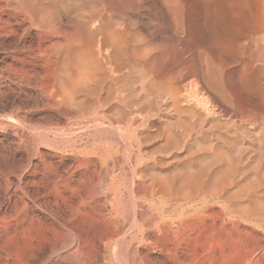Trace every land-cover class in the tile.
<instances>
[{"label":"rangeland","instance_id":"rangeland-1","mask_svg":"<svg viewBox=\"0 0 264 264\" xmlns=\"http://www.w3.org/2000/svg\"><path fill=\"white\" fill-rule=\"evenodd\" d=\"M28 1L31 2L26 4ZM54 1L9 0V5L13 10L10 6L7 7V11L0 10V264H109V262L110 264H118L120 261L122 264H264V0H124L128 2H126L127 8H125L126 4L123 0H102L103 2L94 0V3H92L93 0H84L85 3L82 0H68V2L62 0L64 3L61 0ZM69 2L73 3L72 6L75 9L78 8V10H74ZM88 3H90L91 8ZM91 3L94 4L93 7ZM100 3L106 6L102 7L101 5L102 11L99 8ZM137 3L142 4H140L141 8L138 7L139 4L137 6ZM22 4L23 6L27 5L24 6L25 9ZM78 4L82 6L77 7ZM128 4H130L129 7ZM158 4L163 7L161 8ZM18 5L21 6L18 7ZM132 5L133 7L136 5L137 10L132 9ZM94 6H98V12H96L97 8L95 10ZM123 6L125 7L123 8ZM26 7L34 11L31 12ZM44 7L47 9L45 10ZM113 7L115 8L113 9ZM18 8L21 9L18 10ZM81 8H85L88 15H85L87 14L86 11ZM128 8L132 9L133 12ZM40 10L43 13L45 11L46 15ZM92 10L95 11V14L97 13V19ZM126 10L130 12L127 13ZM26 11L33 13L32 16L29 12L25 13ZM117 11L118 14H116ZM80 12H83V14ZM89 12H91V15ZM121 12L122 14H120ZM38 13H42L40 15L43 18H38L40 17ZM109 14L115 15L113 17ZM44 16L49 21L48 24L54 25V30L50 26L46 27L47 23H43L44 25L41 23L42 20L46 21ZM84 16H87V19ZM91 16L98 22L94 23L95 21ZM88 17L92 21L91 24L93 23L92 26H90ZM51 18L54 19H52L54 22L51 21ZM108 18L109 23L113 19L114 23L111 22L110 25L113 23L115 26L112 25L109 28V23L105 22V19ZM32 20H35V23L37 22L35 25L40 22L41 26L34 27ZM84 20L87 21L86 24ZM83 22L84 26H82ZM134 22L135 24L137 22L136 27L135 24L130 27ZM77 23L82 24V28ZM100 23L105 28L102 34L107 32L106 35L108 33L113 34V30L115 31L116 27L119 26L116 31L124 32V34L115 31L114 38L120 33L122 35L120 36L124 38L122 40L124 42L126 40V43L120 40V36L107 42L106 35L102 37V34H100V37H97V40L100 41L99 45L89 42L87 46L86 42L89 38L88 36V39L85 37L87 35L85 34L86 27L97 31L99 29L97 26ZM129 23L131 25H128ZM73 24H77L79 27V30L75 31L83 30L84 35H81L82 32H75L74 29L77 27L74 28ZM128 26L130 29H128ZM50 28H52V32H50ZM83 28H85V31ZM133 29L136 33L131 32L134 31ZM47 33L52 34L53 37L47 35ZM76 34L77 36H75ZM55 35H58L56 36L57 39ZM68 35H74L73 37L77 40L79 37L85 38L84 41H87L83 42L82 40L80 42V38L78 42L82 44H76L73 42L76 40ZM68 37L71 38V41L68 40ZM104 38L106 42L102 40ZM59 42L64 45L59 44ZM65 42H67L66 46ZM69 42L74 49L71 46L69 47ZM112 42L113 44H110ZM53 43L54 47L52 48ZM116 43L119 44V47ZM58 44L59 46H57ZM123 44L124 47H121ZM60 45L63 46V49ZM98 46H101L99 48L100 54L97 55L98 65L102 62L105 63L109 60L108 58L112 60V63L111 61L106 62L107 64L109 62V65L105 63L104 66V63H102L99 66L100 71L103 68L101 72H105L102 73L104 77L101 76L100 71L97 72L98 67V70L97 68L94 70L97 76L94 78H101V81L99 79V81L94 80V78L92 81L101 83L95 85L90 80L87 83L92 87L88 84L82 86L85 89L89 86L90 88L87 90H83L80 86L81 88H77L79 91L74 90L75 94L63 95L59 86L60 80L62 81V78H64L61 75L64 69L61 70L60 66H63V59H67L69 53L71 56L73 51L85 50L88 47L89 50H94H90V52L97 54L98 48L96 47ZM102 49H106V51ZM123 49L128 53L130 52L131 55H127ZM146 49L147 54L149 50L153 54L150 53L146 56L143 53V56H141L143 50L145 52ZM66 50H68V54H66ZM130 50L139 55L134 54V52L131 53ZM137 50H142L141 55ZM114 51H117L120 57ZM105 52H108V54H105ZM55 53L58 55L56 56ZM133 54L141 56L137 57L140 59L137 60ZM151 54L155 56V59ZM122 57H127L123 59L125 63L123 60L118 61ZM128 57L132 60H130L131 62ZM133 57L136 58H134L135 61ZM147 57L149 58L148 62ZM157 58L158 60H156ZM117 61L121 63H118V67H116ZM132 62L136 66L129 64H132ZM140 63H143L142 68L139 67ZM122 64L124 66L120 67ZM126 64H128V67ZM56 65L58 66L57 69ZM149 66L151 69L153 68L152 70H155L154 73L157 72V75H153V72L148 70L150 69ZM107 68L109 69L108 74ZM143 68H148V71L145 70V72ZM68 70L72 71L73 68L69 67ZM215 70L220 72L222 79L214 77L216 75ZM137 71L139 74H137ZM116 73L119 77L115 76ZM159 73L163 74L164 77ZM195 73L198 75L196 74L197 76L193 77ZM106 74L107 76H105ZM184 74L185 78L189 80L191 78L192 81L201 79L202 81L200 80L199 83L206 82L200 84L199 88L195 86L193 93L199 91L194 95L201 97V93L206 92L204 94V97H206L204 98L205 102L208 103L210 109L214 105L215 109L212 108L216 111L211 109L208 112L195 106V103L185 102L183 107L193 106L199 115L196 112L194 114L197 115L193 113L190 115L189 113V117H192L189 120L188 114L185 116V113L182 118H187V121L184 120L186 123L183 121L182 124L177 119L180 116L177 117L176 112L171 108V100L168 99L169 97L165 98V95L171 89V85L176 88V85L184 84L183 82L186 81L185 78L182 79ZM169 75L174 79H169ZM199 75L202 76L199 78ZM61 76L62 78H60ZM167 76L169 78H166ZM138 77L141 78H139L141 82ZM143 77L144 79L147 78L145 83H142ZM152 78L154 81L151 80ZM160 78L163 79V82ZM178 79L179 81H176ZM147 83L149 87L153 86V90L151 88L150 91H147L148 93L145 92L146 90L142 92L141 88L145 89L147 87V90H149ZM208 84L214 93L206 91L207 89L210 91ZM217 84L219 87L216 86ZM155 85H157V88ZM220 86L224 88V93L221 92ZM154 88L159 89V91L163 89V92L160 91V93ZM213 88L215 91L218 89L217 92ZM201 89L203 90L201 91ZM93 93L94 95H92ZM162 93L163 96H161ZM218 93L222 95V99L216 97ZM72 95L73 97H71ZM207 95L209 98H207ZM210 97L214 98H212L213 101ZM215 98L216 100L219 99L220 102L216 101ZM72 99L75 100L72 101ZM127 103H131L133 106ZM217 104L222 106L221 108L218 106V110ZM161 106L166 107V109L169 108L171 111L168 109L166 112L164 107L162 109ZM225 107L226 109H224ZM130 109L133 110L132 113ZM219 109H222V111L218 112ZM227 109L233 111V114L230 112L231 116H229L230 113ZM127 111L130 114L126 113ZM236 111L238 112L235 114L237 118L234 115ZM224 112L226 113L225 116H223ZM211 113H217L220 117L217 114L211 115ZM129 115L130 117H128ZM221 115L228 124L222 123L224 120ZM164 117L166 120L163 121ZM182 118L179 120H182ZM196 118L198 119L196 120ZM217 119L219 120L218 123ZM170 120L172 124L175 121L174 126L171 122L169 123L170 132H175L176 134L173 135L181 138L180 140L177 137L179 140L173 141L175 142L173 144L177 146L176 149L174 148L176 146L172 144V141L170 143L167 140V134L164 133V128ZM198 120L200 124L203 121L201 125H198L201 128L197 126ZM177 121L181 122L180 125ZM189 122L190 126L188 127ZM219 122L221 123L219 124ZM232 122L236 123L234 125L239 129L232 125ZM211 123L212 126L209 125ZM181 125L182 129L187 126L186 128L191 131L185 128L181 132ZM177 126L180 130L176 128ZM191 126H193L192 129ZM257 126L262 128H260L261 131ZM162 132L164 135L166 134V137H163ZM214 132H217V135ZM155 134H157V137L162 135L159 137L161 140L155 138ZM181 134L184 136H181ZM209 134L213 135L210 136ZM221 134H224V137H220ZM152 136L155 140L152 139ZM194 139L198 142L197 144ZM207 139L210 140V145ZM213 140L214 143L217 141L215 145H213ZM164 143L170 149L167 146H162ZM171 144L174 146L173 148L170 146ZM202 145L203 147L200 148ZM196 146L200 147L196 148ZM210 146L213 149H207ZM190 147L193 148L190 149ZM164 148L166 149L164 150ZM189 149L191 153L188 151ZM218 149L221 150L217 151ZM194 151L198 154L196 153V155ZM214 151L218 154L217 156H219V153L222 154L219 157L223 159L221 164H217L216 167L210 159L206 161L207 155L216 156ZM220 151H223V153ZM193 154L195 155L193 156ZM229 156L230 162L228 161ZM198 157L201 160H199L200 162L197 161ZM202 158L205 160H202ZM209 161L212 164L211 162L208 163ZM231 161H233V164ZM205 162L212 167L210 168ZM229 164L233 165H231L232 168L229 167ZM187 166L190 168H187ZM202 166L205 167L202 168ZM225 167L228 169L226 168V170ZM206 168L210 171V174L212 171L213 175L211 174L208 177L210 174L209 172L206 173L208 171ZM219 168L220 171H227V174L223 176L222 173H219ZM184 169L190 170V172L188 173L186 170L187 175H185ZM191 170L195 171L192 172ZM238 170L243 171V173L240 175ZM180 171H184V176H188V178H194V175H197L196 178L191 180H199V183L202 182L200 185H204L194 195L198 199L201 198V200H198L199 202H196L197 205L196 203H194L195 205L187 203L183 205L182 209L190 212L193 208H201L204 202H209L210 207L204 209L199 217L200 219L185 221L182 224L179 222L178 225L176 224L173 227L160 221L162 212L170 211L175 207L174 204L171 205L170 202L165 201V192L162 190L164 186L161 185L171 184V180L174 182L173 185H177V182L184 178L182 173H180L182 177L179 174ZM214 173L218 174H215V176ZM171 176L172 178H170ZM200 176L205 177L204 179L207 180L203 179L202 181ZM213 177H217V179L215 178V180ZM218 178L224 182L226 180L230 183L233 182V185L228 184L229 182L223 185L224 182H219ZM224 178L225 180H223ZM228 190L230 196L232 193L234 195L231 196L232 198L230 197L232 203L241 202L244 205L253 203L250 205L251 208L262 204L261 215L250 214L247 218L248 221L244 220L246 223H243V220L239 218H235L236 221L233 219V222H226L220 213L219 206H221L222 194L227 193L228 195ZM236 190L242 192V200L241 197L238 198L240 193L238 194ZM235 199L237 201L233 202ZM253 216L258 218L254 219ZM118 231H121L122 238L119 236ZM113 248L114 252L112 251ZM123 250L125 253L122 252ZM123 253L126 255L124 256ZM118 255H121V257L123 255V259ZM107 257L109 262H107ZM118 258H120V261H118ZM115 259L117 262H115Z\"/></svg>","mask_w":264,"mask_h":264},{"label":"bare ground","instance_id":"bare-ground-1","mask_svg":"<svg viewBox=\"0 0 264 264\" xmlns=\"http://www.w3.org/2000/svg\"><path fill=\"white\" fill-rule=\"evenodd\" d=\"M11 1H12V0H11ZM13 1H14V0H13ZM23 1H24V0H23ZM32 1H34V0H32ZM51 1H52V0H51ZM53 1H54V0H53ZM56 1H57V0H56ZM59 1H60V0H59ZM61 1H62V0H61ZM63 1H64V0H63ZM63 1H62V2H63ZM70 1H71V0H70ZM74 1H75V0H74ZM77 1H78V0H77ZM79 1H80V0H79ZM82 1H84V0H82ZM97 1H98V0H97ZM97 1H95V2L98 3ZM101 1H102V0H101ZM121 1H122V0H121ZM156 1H157V0H156ZM156 1H155V2H156ZM160 1H161V0H160ZM15 2H18V1H15ZM29 2H31V1H28L26 4H28ZM45 2H46V0H45ZM47 2H48V0H47ZM67 2H68V0H67ZM102 2H103V1H102ZM102 2H101V3H102ZM105 2H106V1H105ZM123 2H124V4H126L127 1L125 2V1L123 0ZM134 2H135V1H134ZM138 2H139V1H138ZM32 3H33V2H32ZM41 3H44V2H41ZM54 3H56V2L54 1ZM63 3H64V2H63ZM65 3H66V1H65ZM69 3L71 4V2H69ZM74 3H75V2H74ZM84 3H85V1H84ZM84 3H83V4H84ZM92 3H94V0H93ZM92 3H91V4H92ZM96 3H95V5H97ZM101 3H100V7H99V8H101V5H102ZM127 3H128V2H127ZM141 3H142V1H141ZM141 3H137V6H138V4H139L138 7H140V8H141V5H142ZM156 3H157V2H156ZM26 4H25V5H26ZM67 4H68V3H67ZM72 4H73V3H72ZM72 4H71V7L74 8V6H72ZM81 4H82V3H81ZM86 4H87V2H86ZM88 4H89V6H90V3H88ZM98 4H99V3H98ZM103 4H104V3H103ZM110 4H111V3H110ZM122 4H123V3H122ZM140 4H141V5H140ZM161 4L164 5L162 2H161ZM12 5H13V4H12ZM16 5H17V4H16ZM25 5H24V6H25ZM34 5H35V4H34ZM41 5H42V4H41ZM78 5H79V6H78ZM78 5H76V6H77V7H81V6H82V5H80V4H78ZM93 5H94V4H92V7H93ZM108 5H109V3H108ZM114 5H115V4H114ZM129 5H130V4H128V7H129ZM158 5H159V4H158ZM8 6H10V5H9V0H0V10H6ZM20 6H21V5H20ZM20 6L18 5V7H20ZM24 6H23V4H22V7H24ZM26 6H27V5H26ZM32 6H33V5H32ZM38 6H40V5H38ZM49 6H50V4H49ZM86 6H87V5H85V7H86ZM103 6H105V4L102 5V7H103ZM110 6H113V5H110ZM119 6H122V5H119ZM125 6H126V7H125ZM125 6H123V8H124V7L127 8V4H126ZM135 6H136V5H134V7H133V5H132L131 8L134 9ZM159 6H160V5H159ZM28 7H29V5H28ZM28 7H26V9H27ZM83 7H84V6H83ZM87 7H88V6H87ZM94 7H95V10H96V8H97L96 12H98V6H97V7L94 6ZM105 7H106V6H105ZM117 7H118V5H117ZM117 7H116V8H117ZM160 7H161V6H160ZM162 7H163V6H162ZM162 7H161V8H162ZM10 8H11V6H10ZM16 8H17V7H16ZM30 8H31V6H30ZM36 8H37V7H36ZM48 8H49V7H48ZM51 8H52V7H51ZM51 8H50V9H51ZM68 8H69V7H68ZM88 8H89V7H88ZM90 8H91V6H90ZM114 8H115V7H113V9H114ZM118 8H119V7H118ZM123 8H122V9H123ZM11 9H12V8H11ZM11 9H10V10H11ZM14 9H15V8H14ZM20 9H21V8H20ZM20 9L18 8V10H20ZM24 9H25V7H24ZM34 9H35V8H34ZM44 9H45V7H44ZM46 9H47V8H46ZM46 9H45V10H46ZM70 9H71V8H70ZM76 9L78 10V8H76ZM76 9L74 8V10H76ZM79 9H80V8H79ZM81 9H82V8H81ZM86 9H87V8H86ZM92 9H93V8H92ZM106 9H107V8H106ZM132 9L128 8V10H130V11H131ZM12 10H13V9H12ZM12 10H11V11H12ZM18 10H17V13H18ZM28 10H30V9L28 8ZM36 10H37V9H36ZM82 10H85V8L82 9ZM100 10L102 11L103 9L101 8ZM110 10H112V9L110 8ZM117 10H118V9H117ZM119 10H120V9H119ZM124 10H125V9H124ZM135 10H137V9L135 8ZM138 10H139V9H138ZM6 11H7V10H6ZM6 11H5V12H6ZM22 11H23V10H22ZM30 11L32 12V11H34V10H30ZM40 11H41V10H40ZM49 11H51V10H49ZM85 11H86V10H85ZM89 11H90V10H89ZM104 11H106V10L104 9ZM121 11H122V10H121ZM130 11L127 12V10H126L127 13H129ZM15 12H16V11H15ZM27 12H29V11H26L25 13H27ZM31 12H29V13H31ZM36 12H37V11H36ZM41 12H42V11H41ZM114 12H115V10H114ZM119 12H120V11H119ZM131 12H133V11H131ZM138 12H139V11H138ZM138 12H137V13H138ZM42 13H43V12H42ZM42 13H38V14L40 15V14H42ZM47 13H48V10H47ZM78 13H79V11H78ZM80 13L83 14V12H80ZM86 13H87V14H85V15H88V12H87V11H86ZM90 13H91V12H89V14H90ZM92 13L95 14V11L93 12V10H92ZM5 14H6V13H5ZM32 14H33V13H31V16H32ZM38 14H36V15H38ZM43 14L46 15L45 11H44ZM48 14L50 15V12H49ZM51 14H52V13H51ZM76 14H77V12H76ZM100 14H101V12H100ZM104 14H105V13H104ZM106 14H107V12H106ZM116 14H118V11H117ZM120 14H122V12H121ZM120 14H119V15H120ZM123 14H124V13H123ZM19 15H20V14H19ZM28 15H29V14H28ZM34 15H35V14H34ZM34 15H33V17H34ZM39 15H38V16H39ZM77 15H78V14H77ZM79 15H81V14H79ZM90 15H91V14H90ZM92 15H93V14H92ZM96 15H97V13L95 14V17H96ZM98 15H99V14H98ZM109 15H110V14H109ZM111 15H112V14H111ZM111 15H110V16H111ZM114 15H115V14H114ZM114 15H112V16L114 17ZM125 15H126V14H125ZM81 16H82V15H81ZM81 16H80V17H81ZM104 16H105V15H104ZM110 16H109V18H110ZM35 17H36V16H35ZM44 17H45V16H44ZM50 17H51V16H50ZM84 17H85V16H84ZM95 17H94V18H95ZM100 17H103V16H100ZM119 17H120V16H119ZM176 17H177V16H176ZM23 18H24V17H23ZM38 18H43V16L40 15V17H38ZM38 18H37V19H38ZM48 18H49V17H48ZM77 18H78V17H77ZM77 18H75V19H77ZM85 18L87 19V16H86ZM91 18H92V16H91ZM105 18H106V16H105ZM109 18H108V19H105V20H106V21H105L106 23L108 22ZM115 18H116V17H115ZM120 18H121V17H120ZM174 18H175V17H174ZM24 19H25V18H24ZM24 19H23V21H24ZM33 19H34V18H33ZM44 19H46V21H45V20H44V21L42 20L41 23H42V24H43V23H44V24L47 23V24L45 25L46 27H47V26H48V27L50 26V27L53 28L54 25H52V24H48L49 21H47V18H46V17H45ZM52 19H53V18H51V21L54 20V19H53V20H52ZM79 19H81V18H79ZM79 19H78V20H79ZM83 19H84V18H83ZM88 19H89V17H88ZM92 19H93V18H92ZM96 19H97V17H96ZM111 19H112V18H111ZM121 19H123V17H122ZM175 19H176V18H175ZM27 20H29V19H27ZM48 20H49V19H48ZM93 20L95 21L94 23L98 22V21L95 20V19H93ZM99 20H101V19H99ZM102 20H104V19H102ZM128 20L130 21V19H128ZM29 21H30V20H29ZM32 21H33V20H32ZM34 21H35V20H34ZM34 21H33V22H34ZM74 21H75V20H74ZM74 21H73V22H74ZM80 21H81V20H80ZM82 21H83V20H82ZM84 21H85V24H86L87 21H86V20H84ZM110 21H111V20H110ZM115 21H116V20H115ZM175 21H176V20H175ZM178 21H179V18H178ZM53 22H54V21H53ZM77 22L80 23L79 21H77ZM91 22H92V21L89 19V23H90V24H91ZM100 22H101V21H100ZM103 22H104V21H103ZM111 22H113V19H112ZM111 22H110V23H111ZM132 22H133V21H132ZM27 23H28V22H27ZM36 23H37V22H36ZM36 23L34 22V25H33V26H34V27L36 26V28H38L37 25H40L41 23L39 22L40 24L38 23L37 25H35ZM75 23H76V21H75ZM78 23H77V24H78ZM89 23H88V24H89ZM106 23H105V24H106ZM108 23H109V22H108ZM110 23L108 24L109 28H110V26L112 27V25H113L114 22L112 23V25H110ZM127 23H128V22H127ZM175 23H176V22H175ZM178 23H179V22H178ZM44 24H43V25H44ZM77 24H75V25H77ZM90 24H89V25H90ZM92 24H93V23H92ZM92 24H91L90 26H92ZM105 24H104V25H105ZM116 24H118V23H116ZM132 24H133V25H131V24L129 23L128 25H131L130 27H132V26H134L135 22L132 23ZM136 24H137V22H136ZM136 24H135V27H136ZM28 25H29V23H28ZM28 25H27V26H28ZM31 25H32V23L30 24V26H31ZM73 25H74V24H73ZM75 25H74V28H75V27H77V28L74 29V31H75V30H79V27L82 28V27H81L82 24H81V25L78 24V25H80L79 27H78V25H77V26H75ZM100 25H101V27H100ZM100 25L97 26V27H99L98 30H97V27H96V30H97V31H93V28L91 29V28H89V27H86L87 29H86V33H85V34H87V35H86L85 37L87 38V36H88V38H89L88 42H86L87 40L84 41L85 38L82 39L81 37H79L78 40L81 38V40H79V41L82 42V40H83V42H86V45H87V44L89 45V42H90L91 44H92V42H93L95 45H99V44H100V41L97 40V37H100L99 35L102 34L103 31H105V28L102 27V23H100ZM118 25H119V24H118ZM177 25H178V24H177ZM40 26H41V25H40ZM56 26H57V25H56ZM82 26H84V22H83V25H82ZM87 26H88V25H87ZM94 26H95V24H94ZM94 26H93V27H94ZM108 26H105V27H108ZM113 26H115V25H113ZM118 27H119V26H118ZM118 27H116V30L118 29ZM128 27H129V26H128ZM128 27H127V28H128ZM130 27H129L128 29H130ZM39 28H40V27H39ZM43 28H44V27H43ZM43 28H42V29H43ZM52 28H50V30H51ZM54 28H55V27H54ZM54 28H53V30H54ZM58 28H59V27H58ZM94 28H95V27H94ZM27 29H28V28H27ZM44 29H46V28H44ZM48 29H49V28H48ZM56 29H57V28H56ZM83 29H84V31H85V28H83ZM114 29H115V27H114ZM128 29H126V30H128ZM40 30H41V29H40ZM58 30H59V29H58ZM106 30H107V28H106ZM116 30H115V31H116ZM119 30H120V28H119ZM131 30H132V29H131ZM131 30H130V31H131ZM133 30H134V29H133ZM82 31H83V30H82ZM82 31H79V32L81 33ZM108 31H109V30H108ZM111 31H112V30H111ZM115 31L113 30V34L108 33L107 35L105 34V33H107V32H104V34H102V37H103L104 35H106L105 37L107 38V42H110V41L115 40V38H118V36H120L122 33L124 34V32L121 33L120 31H116V33H117V32H120L121 34L118 33V36H117V37L115 36V38H114V33H115ZM122 31H123V30H122ZM39 32H40V31H39ZM42 32H43V31H42ZM50 32H52V30H51ZM50 32H49V33H50ZM53 32H54V31H53ZM75 32H78V31H75ZM79 32H78V33H79ZM131 32L136 33L135 30H134V31H131ZM60 33H61V31H60ZM60 33H58V34H60ZM116 33H115V35H116ZM137 33H138V31H137ZM54 34H55V32H54ZM130 34H133V33H130ZM45 35H46V34H45ZM47 35H49V34L47 33ZM50 35H52V34H50ZM50 35H49V36H50ZM81 35H84V32H82ZM56 36H58V35H55V37H56ZM68 36H69V37H70V36L73 37L74 35H68ZM75 36H77V34H76ZM78 36H80V35L78 34ZM121 36H122V35H121ZM121 36H120V40H122V39L124 40V38H122ZM133 36L135 37V34H134ZM52 37H53V35H52ZM55 37H54V38H55ZM60 37H61V36H60ZM69 37H68V40L71 39V38L69 39ZM82 37H83V36H82ZM123 37H124V36H123ZM57 38H58V37H56V39H57ZM73 38H74V37H73ZM73 38H72V39H73ZM88 38H87V39H88ZM138 38H139V36H138ZM108 39H109V40H108ZM64 40H65V39H64ZM68 40H67V41H68ZM73 40H76V41H77V42H76V41H73V42H75L76 44L79 43L77 39L74 38ZM90 40H91V41H90ZM102 40H105V42H106V39H105V38L102 39ZM118 40H119V39H118ZM120 40H119V42H121ZM123 40H122V42H124ZM65 41H66V40H65ZM70 41H71V40H70ZM96 41H97V42L99 41V42L97 43ZM116 41H117V40H116ZM116 41H115V42H116ZM57 42H58V41H57ZM61 42H62V41H61ZM61 42H59V44H60ZM103 42H104V41H103ZM115 42H114V43H115ZM48 43H49V42H48ZM62 43H63V42H62ZM62 43H61V44H62ZM69 43H70V42H69ZM69 43H68V44H69ZM96 43H97V44H96ZM124 43H126V40H125ZM59 44H58L57 46H59ZM66 44H67V42H65V46H66ZM79 44H82V43H79ZM101 44H102V42H101ZM105 44H106V43H105ZM108 44H109V43H108ZM110 44H113V42L110 43ZM116 44H117V43H116ZM62 45H64V44H62ZM73 45H74V44H73ZM86 45H85V46H86ZM88 45H87V46H88ZM102 45H103V44H102ZM70 46H71V48H72L71 43H70L69 47H70ZM78 46H79V45H78ZM85 46H84V47H85ZM90 46H92V45H90ZM90 46H89V47H90ZM103 46H104V45H103ZM103 46H102V47H103ZM114 46H116V45L114 44ZM117 46L119 47V44H117ZM51 47H52V48L54 47V43H53V46H51ZM60 47H61V45H60ZM60 47H56V48L59 49ZM62 47H63V46H62ZM62 47H61V48H62ZM69 47H68V48H69ZM89 47H88V48H89ZM100 47H101V46H100ZM100 47H99V46L96 47V48H98L97 51H96L97 54H95V52H94V53L90 52L91 49L89 50L88 48H86L85 50H84V49H81V50H78V51H73V50H72L74 53L72 52V53H71V56H70V53H69V57H67V59H66V58L63 59V63H62V64H63L64 67H63L62 65H60V64H61L60 62H62V59H61V61H59L60 64H58V65L61 66V70H62V68L64 69V71L62 72L63 74H61V75H63L64 78H62V76H61L60 78H62V81L60 80V85L58 84V85L60 86V90H61V92H62L63 95H64V94H67V95L69 96V95H71V94H75V91H74V90H78L77 88H79L80 86L82 87V86L85 85V84H86V86H87V84L89 85V83H87V82H89L90 80L92 81V79L96 76V74H95L96 72L94 73L95 68H97V67L99 68V66L102 65V63H104V62L101 63V61H100L101 64L98 65V63H99V59H98V56H97V55L100 54V50H99ZM106 47H107V45H106ZM118 47H117V49H118ZM121 47H124V44H123V46H121ZM125 47H126V45H125ZM127 47H129V46H127ZM66 48H67V47H66ZM71 48H70V49H71ZM80 48H82V47H80ZM92 48H95V47L92 46ZM103 48H104V47H103ZM110 48H111V46H110ZM115 48H116V47H115ZM62 49H63V48H62ZM64 49H65V48H64ZM70 49H68V50H70ZM72 49H74V48H72ZM75 49H76V48H75ZM77 49H78V48H77ZM111 49H112V48H111ZM125 49H126V48H125ZM125 49H123V50L125 51ZM132 49H133V48H132ZM136 49H138V48H136ZM136 49H135V50H136ZM68 50H66V51H67L66 54H68ZM102 50H103V49H102ZM102 50H101V52H102ZM113 50H114V49H113ZM118 50H119V49H118ZM118 50H117V51H118ZM120 50H122V49H120ZM127 50H128V49H127ZM133 50H134V49H133ZM133 50H132V51L130 50L131 53L134 52ZM63 51H64V50H63ZM91 51H94V50H91ZM103 51H106V49H104ZM108 51H109V49H108ZM117 51H114V52L117 53ZM137 51H138V50H137ZM51 52H52V51H51ZM53 52H54V51H53ZM61 52H62V51H61ZM119 52H120V51H119ZM125 52H126V51H125ZM125 52H124V53H125ZM140 52H142V50H141V51H138V53H140ZM145 52H146V53H145ZM145 52H144V50H143L142 55H141V53H140V55L143 56V53H144V54H146V56H148V54L152 53V52H150V50H149V51H148V54H147V49H146ZM59 53H60V52H59ZM64 53H65V51H64ZM111 53H112V52H111ZM120 53H121V52H120ZM124 53H123V55H124ZM126 53H127V55H131L130 52H129V53L126 52ZM51 54H53V53H51ZM55 54H56V53H55ZM66 54H65V56H67ZM105 54H108V52H105ZM113 54H114V53H113ZM113 54H112V56H113ZM134 54H136V52H134ZM134 54H133V56H135ZM152 54H153V53H152ZM152 54H151V56H153V59H155V58H154L155 56L152 55ZM57 55H58V54H56V56H57ZM116 55L118 56L119 54L117 53ZM127 55H126V56H127ZM136 55H139V54H136ZM65 56H64V57H65ZM102 56H104V55L102 54ZM102 56L100 55L99 57L101 58ZM109 56H111V55H109ZM117 56H116V57H117ZM141 56H135V57L137 58V57H141ZM146 56H145V57H146ZM105 57H106V56H105ZM105 57H104V58H105ZM118 57H120V56H118ZM129 57H131V56H129ZM129 57H128V59H129V61H130L131 59H130ZM135 57H133V60H134ZM55 58H56V57H55ZM58 58H59V57H58ZM62 58H63V54H62ZM126 58H127V57H126ZM126 58H125V57H124V58L122 57V58H120L121 60L118 59V58H116V59H118V61L121 62L123 59H126ZM131 58H132V57H131ZM136 58H135V59H136ZM143 58H144V57H143ZM108 59H109V60H107V61H111V63H112V60H110L111 58H108ZM112 59H113V58H112ZM114 59H115V54H114ZM128 59H127V60H128ZM138 59H140V58H137V60H138ZM141 59H142V58H141ZM144 59H145V58H144ZM147 59H148V60H147V62H148V61H149V58L147 57ZM100 60H101V59H100ZM104 60H106V59H104ZM104 60H103V61H104ZM137 60H136V61H137ZM156 60H158V58H157ZM156 60H155V62H157ZM65 61H66V62H65ZM107 61H105V63H106ZM118 61H117V64H116V62L114 63V65H115V64L117 65L116 67L119 66V65H118V63H119ZM125 61H126V60H125ZM131 61H132V60H131ZM131 61H130V62H131ZM134 61H135V60H134ZM145 61H146V60H145ZM150 61H151V59H150ZM152 61H154V60H152ZM113 62H114V60H113ZM123 62H124V60H123ZM105 63L103 64L104 66H105ZM124 63H125V62H124ZM138 63H139V62H138ZM55 64H56V63H55ZM106 64H107V63H106ZM109 64H110V63L108 62L107 65H109ZM119 64H121V63H119ZM129 64H130V65H134L135 63L132 62V64H131V63H129ZM140 64H141V65H140L139 67L142 68L141 66H142L143 63H140ZM149 64H150V63H149ZM149 64H148V65H149ZM151 65H152V63H151ZM60 66H59V67H60ZM122 66H124V65H123V64L120 65V67H122ZM126 66L128 67V64H126ZM134 66H136V65H134ZM134 66H132V67H134ZM144 66L146 67V65H144ZM144 66H143V67H144ZM152 66H153V65H152ZM155 66H156V64H155ZM57 67H58V66L56 65V69H57ZM69 67H70V68L72 67L73 70H72V71L68 70ZM127 67H125V68H127ZM132 67H131V69H132ZM98 68H97V70H98ZM101 68H102V67H101ZM105 68H106V67H105ZM105 68H104V69H105ZM109 68H110L111 70H113V68H111V67H109ZM114 68H115V67H114ZM134 68H135V67H134ZM149 68H150V66H149ZM58 69H59V68H58ZM116 69H117V68H116ZM121 69H122V68H121ZM123 69H124V68H123ZM131 69H130V70H131ZM143 69H144V68H143ZM147 69H148V68H147ZM147 69L145 68L144 71L147 70ZM152 69H153V68H152ZM152 69L150 68V69H148V70H151V71L153 72V75L156 74L157 72L154 73L155 70H152ZM66 70H68L69 72L66 71ZM107 70H108V71H107ZM107 70H104V71H107V74H108L109 69L107 68ZM118 70H119V68H118ZM127 70H128V69H127ZM132 70H133V69H132ZM136 70H137V69H136ZM148 70H147V71H148ZM57 71H58V70H57ZM99 71H100V68H99V70H98L97 72H99ZM101 71H103V68L101 69ZM101 71H100V73H101V76H102V73H105V72H101ZM119 71H120V70H119ZM142 71H143V70H142ZM151 71H150V72H151ZM215 71H216V70H215ZM59 72H61V71H59ZM113 72H115V71H113ZM113 72H112V73H113ZM121 72H122V71H121ZM145 72H146V71H145ZM118 73H119V72H118ZM140 73H141V71H140ZM147 73H148V72H147ZM189 73H190V72H189ZM189 73H188V74H189ZM213 73H214V72H213ZM107 74H106L105 76H107ZM116 74H117V73H116ZM137 74H139L138 71H137ZM159 74L161 75V73H159ZM185 74H186V73H185ZM185 74H184V76H183L182 79L185 78ZM188 74H187V75H188ZM196 74H197V73H195V75L193 74V75H194L193 77H196V76L198 75V74H197V75H196ZM199 74H200V72H199ZM215 74H216V75L213 74L214 77L216 76L217 78H221V77H220L221 74H220V72H218V70L216 71ZM110 75H111V74H110ZM114 75H115V74H114ZM141 75H142V73H141ZM141 75H138V76H141ZM149 75H151V74H149ZM149 75H148V76H149ZM156 75H157V74H156ZM156 75H155V76H156ZM162 75H163V74H162ZM162 75H161V76H162ZM190 75H192V74L190 73ZM98 76H100V75L98 74ZM101 76H100V77H101ZM112 76H113V74H112ZM115 76H118V74L115 75ZM123 76H124V75H123ZM123 76H122V77H123ZM151 76H152V75H151ZM151 76H150V77H151ZM169 76H170V78H169L168 76H167L166 78L171 79L172 76H171V75H169ZM201 76H202V75H201ZM201 76L199 75L198 77L200 78ZM221 76H222V75H221ZM96 77H97V76H96ZM102 77H104V75H103ZM118 77H119V76H118ZM122 77H121V78H122ZM125 77H126V76H125ZM144 77H145V75H144ZM144 77H143L142 83H145V82H146V79H147V78L144 79ZM146 77H147V76H146ZM150 77H149V78H150ZM153 77H154V76H153ZM156 77H157V76H156ZM163 77H164V75H163ZM216 77H215V78H216ZM110 78H112V77L110 76ZM127 78L129 79V77H127ZM139 78H140V77H138V80H139ZM175 78H176V77H175ZM199 78H196V79H199ZM202 78H203V77H202ZM215 78H214V79H215ZM96 79H97V78H96ZM96 79L94 78V80H96ZM98 79L100 80L101 78H98ZM98 79H97V80H98ZM102 79H103V78H102ZM114 79H115V78H114ZM122 79H123V78H122ZM125 79H126V78H125ZM140 79H141V78H140ZM157 79H158V78H157ZM160 79H162V78H160ZM172 79H174V78H172ZM182 79H181V80H182ZM185 79H186L185 82L182 81L184 84L179 85V84L177 83L179 86L176 85V88H174V86L171 85V84L168 82V84L171 85V89H169L168 91L166 90V91H167V93H166L167 95H165V98H166V97H169L168 99L171 100V108H173V110L176 112V116H177V117L180 116L179 118H177L176 116H175V117L178 119V121H181L182 124H183L184 122L186 123V121H187V120H186L187 118L185 117L186 119H183V118H182V115H184V114L186 113L185 116H187V114H188V117H189V113H190V115H191V113L194 114V113L196 112V110H195L196 108H194L193 106H192V107L189 106L188 108H187V107H186V108L183 107V104H184L185 102H192V103H195V106L200 107V108H202V109H205V111H208V112H209V110H211V109H212V110L215 109L214 105L212 106L214 109H213L212 107H211V109H210L209 106H208V103L205 102V99H204V98H206V97H204V96H205L204 94H205L206 92H205V93L203 92L204 94L201 93V91H202L203 89H201V91H200V93H201V97H198L199 95H198V96H195V95H194L196 92H199V91H196V90H195L196 92L193 93L195 86H197V87L199 88V87H200V84H203L205 81H203V83H199V81H200L201 79H200L199 81H197V80H196V81H192V78L190 79L191 81H190L188 78H185ZM187 79H188V80H187ZM221 79H222V78H221ZM221 79H220V80H221ZM94 80H93V81H94ZM99 80H98V81H99ZM103 80H105V79H103ZM109 80H111V79H109ZM148 80H149V79H148ZM148 80H147V81H148ZM151 80H153V78H152ZM154 80H155V77H154ZM154 80H153V81H154ZM218 80H219V79H218ZM93 81H92V82H93ZM100 81H101V80H100ZM112 81H113V80H112ZM122 81H123V80H122ZM139 81L141 82V80H139ZM153 81H152V82H153ZM167 81H170V80H167ZM172 81H173V80H172ZM174 81H175V80H174ZM176 81H179V79L176 80ZM176 81H175V82H176ZM201 81H202V80H201ZM201 81H200V82H201ZM215 81H216V80H215ZM215 81H214V82H215ZM102 82H103V81H102ZM117 82H118V81H117ZM155 82H156V81H155ZM158 82H159V84H160V80H159ZM162 82H163V79H162ZM165 82H166V81H165ZM220 82H221V81H219V83H220ZM96 83H98V82H96V81H95V83L93 82V84H95V85H96ZM100 83H101V82H99L98 84H100ZM104 83H106V82H104ZM156 83H157V82H156ZM195 83H196V85H195ZM205 83H206V82H205ZM217 83H218V82H217ZM91 84H92V83H91ZM140 84H141V83H140ZM174 84H175V83H174ZM209 84H210V83H209ZM209 84H208V86H209ZM215 84H216V82H215ZM221 84H222V82H221ZM95 85H93V86H95ZM101 85H102V84H101ZM144 85H145V84H144ZM147 85H148V83H147ZM149 85H150V82H149ZM149 85H148V87H149ZM151 85H152V84H151ZM211 85H212V84H211ZM89 86L92 87L91 85H89ZM89 86H88V88H90ZM99 86H100V85H99ZM141 86H143V85H141ZM155 86H156V88H157V85H155ZM165 86H166V85H165ZM167 86H168V85H167ZM167 86H166V87H167ZM172 86H173V87H172ZM216 86L219 87L218 84H217ZM216 86L214 85V87H216ZM221 86L223 87V85H221ZM221 86H220V87H221ZM81 87H80V88H81ZM97 87H98V86H97ZM143 87H145V86H143ZM152 87H153V86L149 87V90H147V87H146L145 89H144V88H141V87H140V88H141L142 92H143V90H144V91L146 90L145 92H147V91H150V89H151ZM161 87H162V86H161ZM197 87H196V88H197ZM201 87H202V86H201ZM203 87H204V85H203ZM206 87H207V86H206ZM212 87H213V86H212ZM217 87H216V88H217ZM222 87H221V90H222L221 92L224 93V92H223V89H224V88H222ZM82 88H83V87H82ZM86 88H87V87H86ZM88 88H87V89H88ZM93 88H94V87H93ZM93 88H91V90H92ZM95 88H96V87H95ZM156 88H154V90H155ZM158 88H159V87H158ZM163 88H164V86H163ZM168 88H169V87H168ZM207 88H208V87H207ZM210 88H211V86H209V90H210V91H208V89H207L206 91H207V92H212V93H214V92L212 91V89H210ZM84 89H85V88H83V90H84ZM87 89H85V90H87ZM160 89H161V88H160ZM166 89H167V88H166ZM95 90H96V89H95ZM151 90H153V88H152ZM156 90L159 91V89H156ZM162 90H163V89H161L160 91H162ZM164 90H165V88H164ZM199 90H200V89H199ZM213 90H214V88H213ZM217 90H218V89H217ZM217 90H216V91L214 90V91L217 92ZM73 91H74V93H73ZM78 91H79V90H78ZM92 91H94V89H93ZM96 91H97V90H96ZM160 91H159V92H160ZM166 91H165V92H166ZM59 92H60V91H59ZM85 92H86V91H85ZM162 92H163V91H162ZM221 92H220V93H221ZM82 93H83V91H82ZM147 93H148V92H147ZM151 93H152V92H151ZM157 93H158V92H157ZM160 93H161V92H160ZM222 93H221V94H222ZM78 94H79V93H78ZM83 94H84V93H83ZM87 94H88V93H87ZM90 94H91V92H90ZM90 94H89V95H90ZM128 94H129V93H128ZM128 94H127V95H128ZM142 94H143V93H142ZM155 94H156V93H155ZM210 94H211V93H210ZM210 94H208V95H210ZM221 94H219V93L216 94V95H217L216 97L221 98V96H222ZM80 95H81V94H80ZM84 95H85V94H84ZM92 95H94V93H93ZM146 95H147V94H146ZM146 95H145V96H146ZM151 95H153V94H151ZM151 95H150V96H151ZM156 95H159V94H156ZM208 95H207V98H209ZM213 95H215V94H213ZM218 95H219L220 97H219ZM129 96H130V95H129ZM129 96H128V97H129ZM147 96H148V95H147ZM147 96H146V97H147ZM159 96H160V95H159ZM161 96H163V93L161 94ZM64 97H65V96H64ZM71 97H73V95H72ZM71 97H70V99H71ZM76 97H77V96H76ZM89 97H91V96H89ZM89 97H88V98H89ZM151 97H152V96H151ZM155 97H156V96H155ZM155 97H154V99H155ZM157 97H158V96H157ZM157 97H156V98H157ZM67 98H68V97H67ZM106 98H107V97H106ZM129 98H130V97H129ZM131 98H132V96H131ZM159 98H160V97H159ZM163 98H164V97H163ZM165 98H164V99H165ZM210 98L212 99L213 97H210ZM122 99H123V98H122ZM124 99H125V98H124ZM168 99H167V100H168ZM213 99H214V98H213ZM213 99H212V101H213ZM221 99H222V98H221ZM73 100H75V99H72V101H73ZM128 100H129V99H128ZM130 100H131V99H130ZM161 100H162V99H161ZM215 100H216V98H215ZM215 100H214V101H215ZM223 100H224V99H223ZM223 100H222V101H223ZM69 101H70V100H69ZM104 101L107 102L105 99H104ZM108 101H109V100H108ZM120 101H121V100H120ZM155 101H156V100H155ZM164 101H165V100H164ZM216 101H219V102H220L219 99H217ZM122 102H123V101H122ZM126 102H127V101H126ZM167 102H168V101H167ZM223 102H224V101H223ZM223 102H221V104H222ZM68 103H69V102H68ZM70 103H71V101H70ZM70 103H69V104H70ZM72 103L74 104V102H72ZM75 103H76V101H75ZM124 103H125V102H124ZM165 103H166V102H165ZM168 103H169V102H168ZM168 103H166V104L169 105L170 103H169V104H168ZM214 103H216V102H214ZM217 103H218V102H217ZM118 104H119V103H118ZM118 104H117V105H118ZM125 104H126V103H125ZM127 104H128V103H127ZM130 104H131V103H130ZM130 104H128V105H130ZM162 104H164V103H162ZM166 104H165V106H166ZM219 104H220V103H219ZM219 104H217V110H218V106H220ZM226 104H227V103H226ZM122 105H123V104H122ZM131 105L133 106V104H131ZM124 106H127V105H124ZM132 106H131V107H132ZM210 106H211V104H210ZM222 106H224V104H222ZM222 106H220L219 108H221ZM225 106L227 107V105H225ZM161 107H162V106H161ZM163 107H164V106H163ZM163 107H162V109H163ZM226 107H225L224 109H226ZM228 107H230V106L228 105ZM128 109H129V108H128ZM168 109H169V108H168ZM168 109H166V107H164V110H165V111L168 110ZM198 109H199V108H198ZM230 109L233 110L232 108H230ZM157 110H159V109H157ZM219 110H220V109H219ZM227 110L229 111V109H227ZM131 111H133V110L130 109V112H131ZM159 111H160V110H159ZM159 111H157V112H159ZM169 111H171V110L169 109ZM169 111H168V112H169ZM214 111H216V110H214ZM214 111H213V112H214ZM221 111H222V109H221L220 111H218V112H221ZM124 112H125V111H124ZM130 112L128 113V111H127L126 113L130 114ZM163 112H164V111H163ZM166 112H167V111H166ZM198 112H199V111H198ZM200 112H202V111H200ZM230 112H231V111H229V113H230ZM232 112H233V111H232ZM232 112H231V113H232ZM234 112H235V111H234ZM126 113H125V114H126ZM131 113H132V112H131ZM171 113H172V112H171ZM196 113H197V112H196ZM224 113H225V112H224ZM231 113H230L229 116H231ZM237 113H238V112L236 111V113H234V115L237 114ZM128 114H127V115H128ZM154 114H156V113H154ZM173 114H174V113H173ZM197 114H198V113H197ZM197 114H194V115H197ZM206 114H207V113H206ZM214 114H217V113H214ZM214 114L211 113V115H214ZM219 114H220V113H219ZM221 114H223V113H221ZM227 114H228V112H227ZM232 114H233V113H232ZM133 115H134V114H133ZM160 115H161V114H160ZM198 115H199V114H198ZM207 115H208V114H207ZM211 115H210V117H211ZM225 115H226V113L223 114V116H225ZM170 116H172V115H170ZM205 116H206V115H205ZM205 116H201V117H205ZM217 116H218V114H217ZM221 116H222V115H221ZM223 116H222V119H223ZM232 116H233V115H232ZM235 116H236V115H235ZM238 116H239V115H238ZM241 116H242V115H241ZM128 117H130V115H129ZM153 117H154V116H153ZM156 117H157V116H156ZM168 117H169V116H168ZM175 117H173V118H175ZM190 117H191V116H190ZM190 117L188 118L189 120H190ZM196 117H198V116H196ZM199 117H200V116H199ZM206 117H207V116H206ZM213 117H215V116H213ZM218 117H220V115H219ZM239 117H240V116H239ZM133 118H134V117H133ZM162 118H163V117H162ZM164 118H165V117H164ZM180 118H182V120H179ZM191 118H192V117H191ZM230 118H232V117H230ZM230 118H228V119H230ZM236 118H237V116H236ZM242 118H243V117H242ZM197 119H198V118H196V120H197ZM200 119H201V118H200ZM200 119H199V120H200ZM213 119H214V118H213ZM234 119H235V118H234ZM134 120H135V119H134ZM159 120H160V118H159ZM159 120H158V121H159ZM162 120L164 121V120H166V118H165V119H162ZM184 120H186V121H184ZM199 120H198V124H197V126L200 124V121H199ZM202 120H203V119H202ZM204 120H205V119H204ZM208 120H209V119H208ZM223 120H224L225 122L223 121L222 123H226V120H225V119H223ZM261 120H262V119H261ZM132 121H133V120H132ZM155 121H157V120H155ZM155 121H153V122H155ZM173 121H174V120H173ZM178 121H177V122H178ZM183 121H184V122H183ZM205 121H206V120H205ZM215 121H216V120H215ZM218 121H219V120L217 119V123H218ZM244 121H245V120H244ZM244 121H243V122H244ZM259 121H260V120H259ZM160 122H161V120H160ZM165 122H167V121H165ZM170 122H171V120L167 122V124H166V126H165V128H164V130H165L164 133L167 134V137H166V134L164 135L163 132H162V134H163V137L165 136V137L167 138V140L170 141V143H171V141H172V144H173V143H175V142H173V141H178V140H179L178 138H180V137L177 136V137H178V138H177L175 135H173L175 132H173V133H171L172 131L170 132V130H171V129L169 128V123H170ZM174 122H175V121H174ZM174 122H173V124H172V122H171V124H172L173 126H174ZM181 122H180V123H181ZM201 122L203 123V121H201ZM213 122H214V121H213ZM227 122H228V121H227ZM230 122H231V121H230ZM239 122H240V121H239ZM243 122H242V123H243ZM246 122H247V121H246ZM255 122H256V121H255ZM262 122H263V121H262ZM141 123H142V122H141ZM178 123H179V122H178ZM180 123H179V125H180ZM202 123H201V124H202ZM205 123H207V121H206ZM220 123H221V122H219V124H220ZM258 123H259V122H258ZM117 124H118V123H117ZM142 124H143V123H142ZM154 124H155V123H154ZM176 124H177V123H176ZM176 124H175V125H176ZM195 124H196V122H195ZM201 124H200V125H201ZM226 124H228V123H226ZM229 124H230V123H229ZM234 124H236V123H233V122H232V125H234ZM262 124H263V123H262ZM135 125H136V123H135ZM135 125H134V126H135ZM143 125H144V124H143ZM162 125H165V124H162ZM177 125H178V124H177ZM191 125H193V124H191ZM207 125H208V124H207ZM209 125L212 126L213 124L211 123V124H209ZM209 125H208V126H209ZM214 125H215V124H214ZM230 125H231V124H230ZM232 125H231V126H232ZM237 125H238V124H237ZM243 125H244V124H243ZM259 125L261 126V124H259ZM117 126H118V125H117ZM119 126H120V125H119ZM147 126H148V125H147ZM187 126H188V127L190 126V122H189V125L187 124ZM187 126H186V127H187ZM194 126H195V125H194ZM210 126H209V129H210ZM219 126L221 127L222 125H219ZM219 126H218V129H219ZM224 126H225V124H224ZM224 126H223V127H224ZM234 126H235V125H234ZM239 126H240V125H239ZM252 126H253V125H252ZM263 126H264V125H263ZM171 127H172V126H171ZM183 127H184V126H183ZM186 127H184V129H182V125H181V126H180V128H181V132H182V130H185ZM195 127H196V126H195ZM199 127H200V126H198V128H199ZM203 127H204V126H203ZM223 127H222V128H223ZM226 127H227V126H226ZM232 127H233V126H232ZM235 127H237V126H235ZM245 127H246V125H245ZM261 127H262V126H261ZM261 127H260V128H261ZM116 128H117V127H116ZM147 128H148V127H147ZM173 128H174V127H173ZM173 128H172V129H173ZM176 128L179 129L178 126H177ZM192 128H193V126H191V129H192ZM200 128H201V127H200ZM212 128H213V127H212ZM237 128H238V127H237ZM240 128H242V127H240ZM246 128H247V127H246ZM246 128H245V129H246ZM257 128H259V127L257 126ZM260 128H259V129H260ZM204 129H205V128H204ZM207 129H208V127H207ZM229 129H230V127H229ZM235 129H236V128H235ZM238 129H239V128H238ZM261 129H262V128H261ZM261 129H260V131H261ZM118 130H119V129H118ZM179 130H180V129H179ZM186 130H190V129H187V128H186ZM202 130H203V129H202ZM205 130H206V129H205ZM205 130H204V131H205ZM211 130H212V129H211ZM211 130H210V131H211ZM215 130H216V129H215ZM215 130H214V131H215ZM222 130H223V129H222ZM242 130H243V131H247V130H244V129H242ZM256 130H257V129H256ZM173 131H175V130H173ZM190 131H191V130H190ZM194 131H195V130H194ZM210 131H208V132H210ZM223 131H224V130H223ZM223 131H222V132H223ZM229 131H230V130H229ZM236 131H237V130H236ZM260 131H259V133H260ZM181 132H180V133H181ZM183 132H185V131H183ZM199 132H200V131H199ZM211 132H212V131H211ZM219 132H220V130H219ZM226 132H227V129H226ZM153 133H155V132H153ZM185 133H186V132H185ZM190 133H191V132H190ZM190 133H189V134H190ZM195 133H197V132H195ZM201 133H202V132H201ZM205 133H206V132H205ZM216 133H217V132H216ZM216 133L214 132V134H216ZM220 133H221V132H220ZM157 134H161V133H157ZM157 134H155V135H156L155 138H159L160 136H162V135H160L159 137H157ZM175 134H176V133H175ZM224 134H225V133H224ZM224 134H221L220 137H221V136L224 137V136H223ZM178 135H179V134H178ZM206 135H207V134H206ZM206 135H205V136H206ZM209 135H210V134H209ZM209 135H208V136H209ZM212 135H213V134H212ZM212 135H210V136H212ZM216 135H217V134H216ZM218 135H219V134H218ZM260 135H261V134H260ZM179 136H180V135H179ZM181 136H184V135L181 134ZM193 136H194V135H193ZM195 136H196V135H195ZM191 137H192V136H190V138H191ZM202 137H203V139L205 138L204 135H203ZM214 137H215V136H214ZM218 137H219V136H218ZM150 138H151V137H150ZM155 138H153V136H152V139H153V140H155ZM159 139H160V138H159ZM182 139H183V137H182ZM191 139H193V138H191ZM200 139H201V137H200ZM212 139H213V138H212ZM217 139H218V138H217ZM223 139H224V138H223ZM156 140H157V139H156ZM160 140H161V139H160ZM163 140H164V139H163ZM167 140L165 139V142H166ZM180 140H181V138H180ZM186 140H187V139H186ZM186 140H184V142H185ZM207 140H208V139H207ZM218 140H219V139H218ZM225 140H226V139H225ZM194 141H195V139H194ZM194 141L192 140V142H194ZM199 141L201 142V140H199ZM208 141H209L208 143H209V145H210V140H208ZM220 141H221V140H220ZM260 141H261V140H260ZM184 142H183V143H184ZM188 142H189V140H188ZM195 142H196V141H195ZM200 142H199V143H200ZM216 142H217V141H216ZM216 142H215V143H216ZM222 142H224V140H222ZM263 142H264V141H263ZM166 143H167V142H166ZM168 143H169V142H168ZM180 143H181V141H180ZM186 143H187V141H186ZM197 143H198V142H196V144H197ZM206 143H207V142H206ZM213 143H214V140H213ZM215 143H214L213 145H215ZM172 144L170 145L172 148H173L174 146H176V145H174V144H173L174 146H172ZM177 144H178V142H177ZM187 144H188V143H187ZM190 144H191V143H190ZM190 144H189V146H190ZM196 144H195V145H196ZM204 144H205V143H204ZM217 144H218V143H217ZM191 145H192V144H191ZM193 145H194V143H193ZM219 145H221V144H219ZM162 146H167V147H168V145H166L165 143H164V145H162ZM180 146H181V145H180ZM182 146H183V145H182ZM186 146H188V145H186ZM189 146H188V147H189ZM204 146H205V145H204ZM206 146H208V145H206ZM211 146H212V142H211ZM211 146H210V147H207V149H208V148H212ZM160 147H161V145H160ZM167 147H166V148H167ZM198 147H200V146H196V148H198ZM202 147H203V145H202L200 148H202ZM214 147H216V146H214ZM166 148H164V150H165ZM168 148H169V147H168ZM174 148L176 149L177 146L174 147ZM178 148H180V147L178 146ZM192 148H193V147H192ZM192 148L190 147V149H192ZM205 148H206V147H205ZM218 148H220V147H218ZM159 149H161V148H159ZM169 149H170V148H169ZM190 149L188 150L189 152H190ZM212 149H213V148H212ZM216 149H217V148H216ZM216 149H215V151H216ZM221 149H222V148H221ZM221 149H218L217 151H219V150H221ZM209 150H210V149H209ZM209 150H208V153H209ZM222 150H223V149H222ZM198 151H199V150H198ZM205 151H206V149H205ZM215 151H214V152H215ZM223 151H224V150H223ZM223 151H222V152L220 151V152L223 153ZM194 152H195V151H194ZM200 152H201V151H200ZM200 152H199V153H200ZM202 152H204V151H202ZM206 152H207V151H206ZM190 153H191V152H190ZM196 153H197V152H195V154H196ZM215 153H216V152H215ZM195 154H193V156H194ZM197 154H198V153H197ZM197 154H196V155H197ZM202 154H203V153H202ZM225 154H226V153H225ZM205 155H206V154H205ZM217 155H218L217 153H216V156L214 155L213 157H212L211 155H207V156H206V157H207V160H206V161H208V159H210L213 163H215L214 165H215V167H216L217 164H219V163L221 164V161H223V159H222L221 157H219V156L222 155V154L219 153V156H217ZM191 156H192V155H191ZM193 156H192V157H193ZM227 156H228V154H227ZM188 157H189V154H188ZM192 157H191V158H192ZM199 157L201 158V156H199ZM199 157H198V158H199ZM206 157H204V158H206ZM225 157H226V156H225ZM225 157H224V159H225ZM231 157H232V155H231ZM200 158H199L198 160H197V158H196V160L199 161ZM204 158H202V160H203ZM187 159H188V158H187ZM189 159H190V158H189ZM226 159H227V158H226ZM229 159H230V156L228 157V161H229ZM234 159L236 160V158H234ZM204 160H205V159H204ZM230 160H231V159H230ZM200 161H201V160H200ZM200 161H199V162H200ZM211 161H209L208 163H210ZM233 161H234V160H233ZM233 161H231V163H232ZM237 161H238V159H237ZM237 161H236V162H237ZM195 162H196V161H195ZM195 162H194V163H195ZM212 162H211V164H212ZM224 162H225V161H224ZM229 162H230V161H229ZM236 162H235V163H236ZM201 163H202V162H201ZM205 163L208 164L207 162H205ZM227 163H228V162H227ZM235 163H234V164H235ZM188 164H190V163H188ZM188 164H187V165H188ZM192 164H193V163H192ZM197 164H199V163H197ZM232 164H233V163H232ZM232 164H229V165H230L229 167H231ZM194 165H195V164H194ZM194 165H193V166H194ZM202 165H204V164L202 163ZM208 165H209V164H208ZM224 165H225V164H224ZM190 166H192V165H190ZM195 166H197V165H195ZM199 166L201 167L200 164H199ZM209 166H210V165H209ZM209 166H208V167H209ZM225 166H226V165H225ZM227 166H228V164H227ZM232 166H233V165H232ZM204 167H205V166H202V168H204ZM211 167H212V166H210V168H211ZM187 168H190V167L187 166ZM210 168H209V169H210ZM226 168H227V167H225V169H226ZM231 168H232V167H231ZM191 169H192V168H191ZM206 169H207V168H206ZM217 169H218V168H217ZM222 169H223V168H222ZM227 169H228V168H227ZM227 169H226V170H227ZM186 170H187V169H186ZM186 170L184 169V171H185V175H187V174H186V173H187ZM199 170H200V169H199ZM202 170H203V169H202ZM207 170H208V169H207ZM210 170H211V169H210ZM220 170H221V169L219 168V171H220ZM229 170H230V169H229ZM231 170H233V169H231ZM184 171H180L179 174L182 173V175L184 176V174H183ZM187 171H188V173L190 172V170H187ZM191 171H192V170H191ZM194 171H195V170H194ZM194 171H192V172H194ZM200 171H201V170H200ZM200 171H199V172H200ZM238 171H239V170H238ZM202 172H203V171H202ZM205 172H206V171H205ZM208 172H209V174H210V171H209V170H208L206 173H208ZM226 172H227V171H220L219 173H222V175L224 176L225 174H227ZM229 172H230V171H229ZM229 172H228V173H229ZM233 172H234V170H233ZM233 172H232V173H233ZM239 172H240V171H239ZM196 173H198V172H196ZM203 173H204V172H203ZM235 173L237 174V171H236ZM241 173H243V171L240 172L239 174L241 175ZM179 174H178V176H179ZM199 174L201 175V172H200ZM211 174H212V171H211ZM211 174L208 175V177L211 176ZM215 174H218V173H214V175H215ZM236 174H235V175H236ZM180 175H181V174H180ZM182 175H181V177H182ZM205 175H206V174H205ZM212 175H213V174H212ZM240 175H238V176H240ZM189 176H190V175H189ZM192 176H193V174H192ZM194 176H195L194 178H196L197 175H194ZM215 176H216V175H215ZM219 176L221 177V175H219ZM219 176H218V177H219ZM223 176H222V177H223ZM233 176H234V175H233ZM201 177H202V176H200V178H201ZM206 177H207V176H206ZM220 177H219V178H220ZM227 177H228V176H227ZM231 177H232V176H231ZM170 178H172V176H171ZM192 178H193V177H192ZM192 178H191V177L188 178V176H187V177L184 176V178H181V179H180V177H179L180 180H179L178 182H177L176 179H175V181L178 183L177 185H173L172 183H174V182H173L172 180L170 181V182H172L171 184H166V183L164 184V183H163L164 185H161V186H164V189H162V190H164V192H165V193H164L165 198H166L165 201H166V202H170L171 205L174 204V206H175L172 210L170 209V211L167 210V211H164V212L161 213V215H160V217H161V218H160V221H161L162 223H168L169 225L175 227L176 224L179 223V222L182 224V223H184L185 221H191V220L194 221L195 219H200L199 217H200V215H202L204 209L206 210L208 206L210 207V203H209V202H204L201 208H193V209H191L192 211H190V212H186L184 209H182V208L184 207V206H183L184 204H187V203H193V204H194V203H196L198 200H201V198L198 199V198L195 197L194 195L197 193L198 189L202 186V185H200V184H202V182L200 181L201 183H199V182H198L199 180H197V181H193V180H191ZM194 178H193V179H194ZM204 178H205V177H202V178H201L202 181H203ZM213 178H214V179H215V178L217 179V177H213ZM219 178H218V181L220 180ZM233 178H234V177H233ZM160 179H161V178H160ZM165 179H166V178H165ZM216 179H215V180H216ZM226 179H227V178H226ZM231 179H232V178H231ZM231 179H230V181H231ZM163 180H164V179H163ZM173 180H174V179H173ZM204 180H207V179H204ZM209 180H210V179H209ZM223 180H225V178H224ZM221 181H222V179H221L219 182H221ZM164 182H165V181H164ZM167 182H168V181H167ZM222 182H224V181H222ZM222 182H221V183H222ZM226 182H229V181L226 180ZM226 182H224V183H222V184H223V185H226ZM168 183H169V182H168ZM204 183H206V182H204ZM232 183H233V182H231V183L229 182L228 184H232ZM235 183H236V182H235ZM172 185H173V186H172ZM232 185H233V184H232ZM234 185H235V184H234ZM227 186H229V185H227ZM202 187H204V185H203ZM202 187H201V188H202ZM220 187H221V185H220ZM220 187H219V189H220ZM235 187H236V186H235ZM201 188H200V190H201ZM232 188H233V187H232ZM220 190H221V189H220ZM222 190H224V189H222ZM239 190H240V188H239ZM246 190H247V189H246ZM228 191H229V190H228ZM236 191H237V190H236ZM241 191L243 192L242 189H241ZM199 192H200V191H199ZM220 192H221V191H220ZM226 192H227V191H226ZM237 192H238V191H237ZM242 192H241V193H240V191L238 192V194L240 193V195H239L238 198L241 197V200H242V196H241V195H243ZM218 193H219V191H218ZM218 193H217V195H218ZM236 194H237V193H236ZM238 194H237V195H238ZM222 195H223V196L221 197V203H220L221 206H219V208H220V213H221V215L223 216V219H224L226 222H228V223H229V222H233V219H235V218H239L240 220L242 219V220H243L242 222L244 223V222H245L244 220H247V221H248L247 218H248V216H250V214L255 215V216H256V215H259L260 212H261V209L263 208V207H262L263 205L260 204L259 202H258V204H260V205H257V206H255V207L253 206V208L250 207V205H252L253 203L250 204V205H244V204H242L241 202H240V203H239V202H237V203H232L230 197H231V196L233 197L234 195H233V193H232L231 196H230V191H229V194H228V195H227V193H226V194L224 193V194H222ZM237 195H236V196H237ZM228 196H229V197H228ZM232 197H231V198H232ZM247 197H249V196H247ZM245 198H246V197H245ZM219 199H220V198H219ZM219 199H218V200H219ZM236 199H237V198H236ZM236 199L233 200V202H234V201H237ZM255 199H257V198H255ZM255 199H254V200H255ZM257 200H259V199H257ZM257 200H256V201H257ZM247 201H248V200H247ZM156 202H157V201H156ZM159 202H160V201H159ZM198 202H199V201H198ZM200 202H201V201H200ZM248 202H249V201H248ZM249 203H250V202H249ZM256 203H257V202H256ZM256 203H254V204H256ZM167 204H168V203H167ZM193 204H192V205H193ZM241 204H242V205H241ZM247 204H248V203H247ZM263 204H264V203H263ZM168 205H169V204H168ZM189 205H191V204H189ZM194 205H195V204H194ZM196 205H197V203H196ZM213 205H214V204H213ZM209 207H208V208H209ZM158 208H159V207H158ZM169 208H171V207H169ZM213 208H214V206H213ZM158 214H160V213H158ZM260 215H261V214H260ZM263 215H264V214H263ZM255 216H253L254 219L258 218V217L255 218ZM260 217H261V216H260ZM206 218H207V217H206ZM209 218H210V217H209ZM249 218L251 219V217H249ZM239 219H238V221H239ZM250 219H249V220H250ZM201 220L203 221V219H201ZM208 220H209V219H208ZM258 220H259V219H258ZM258 220H256V221L258 222ZM197 221H198V220H197ZM202 221H201V222H202ZM211 221L213 222L212 218H211ZM211 221H210V222H211ZM235 221H236V219H235ZM250 221H251V220H250ZM210 222H209V223H210ZM245 223H246V222H245ZM204 224H205V223H204ZM211 224H213V223H211ZM177 225H178V224H177ZM116 226H118V225H116ZM206 226H207V225H206ZM129 227H130V226H129ZM131 228H132V227H131ZM131 228H130V229H131ZM115 229H116V227H115ZM117 229H118V227H117ZM119 229H120V227H119ZM132 229H133V228H132ZM207 229H208V228H207ZM115 231H116V230H115ZM118 232H119V231H118ZM118 232H117V234H118ZM120 232H121V231H120ZM120 232H119V233H120ZM135 232H136V231H135ZM126 235H127V234H126ZM119 236H121V233H120ZM124 236H125V235H124ZM124 236H123V238H124ZM208 237H209V236H208ZM119 238H120V237H119ZM121 238H122V236H121ZM125 238H126V237H125ZM133 238H135V237H133ZM209 238H210V237H209ZM120 240H121V239H120ZM125 240H126V239H125ZM125 240H124V241H125ZM116 242H117V241H116ZM117 243H118V242H117ZM117 243H116V244H117ZM117 245H118V244H117ZM118 247H120V246L118 245ZM121 247H123V246H121ZM116 249L119 250L118 248H116ZM112 251L114 252V248H113ZM126 251H127V250H126ZM118 252H119V251H118ZM122 252H124V250H123ZM115 253H117V252H115ZM124 253H125V252H124ZM124 253H123V255L125 256L126 254H124ZM119 254H120V253H119ZM121 254H122V253H121ZM128 254H129V253H128ZM137 254H138V252H137ZM123 255H122V257H124ZM131 255H132V253H131ZM131 255H130V257H131ZM112 256H113V255H112ZM118 256H119L120 258H122L121 255H118ZM128 257H129V256H128ZM135 257H136V256H135ZM114 258H115V257H114ZM114 258H113V260H114ZM116 258H117V257H116ZM120 258H118V261H120V260H119ZM133 258H134V257H133ZM122 259H123V258H122ZM136 259H137V258H136ZM113 260H112V261H113ZM125 261H126V260H125ZM128 261H129V260H128ZM107 262H109V261H108V257H107ZM115 262H117L116 259H115ZM133 262H134V261H133ZM120 263L122 264L121 261H120ZM120 263H118V264H120ZM126 263H127V262H126ZM138 263H139V262H138ZM109 264H110V262H109ZM113 264H114V263H113ZM116 264H117V263H116ZM124 264H125V263H124Z\"/></svg>","mask_w":264,"mask_h":264}]
</instances>
